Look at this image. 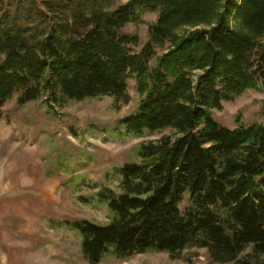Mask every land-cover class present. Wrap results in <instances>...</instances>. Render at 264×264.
<instances>
[{
	"label": "trees",
	"instance_id": "16d2710c",
	"mask_svg": "<svg viewBox=\"0 0 264 264\" xmlns=\"http://www.w3.org/2000/svg\"><path fill=\"white\" fill-rule=\"evenodd\" d=\"M118 1L76 0L43 32L0 25V117L16 92L20 105L42 99L50 111L105 95L128 102L135 78L142 98L119 121L123 133H172L138 146V158L118 169V190L97 191L114 213L110 222H67L84 257L93 264L149 251L180 257L197 247L215 262L259 264L264 120L231 128L214 110L248 89L264 93V0ZM146 11L159 16L135 50L138 35L123 29Z\"/></svg>",
	"mask_w": 264,
	"mask_h": 264
},
{
	"label": "rangeland",
	"instance_id": "374dc122",
	"mask_svg": "<svg viewBox=\"0 0 264 264\" xmlns=\"http://www.w3.org/2000/svg\"><path fill=\"white\" fill-rule=\"evenodd\" d=\"M75 1L0 0V25L43 32L69 16ZM158 16V11H146L139 22L124 27L140 39L135 50L149 40ZM19 94L4 104L0 117V264H93L83 255L80 233L67 222H110L114 213L96 198L97 191L102 186L118 190V169L138 158V146L172 130L123 133L119 121L136 112L142 98L135 78L128 81V102L105 95L50 111L42 99L20 105ZM214 116L231 128L262 122L264 93L248 89L224 101ZM188 204L186 194L181 210ZM251 252L248 246L241 258L251 260ZM95 264L239 263L215 262L206 248L194 247L180 257L149 251L123 259L107 256Z\"/></svg>",
	"mask_w": 264,
	"mask_h": 264
}]
</instances>
